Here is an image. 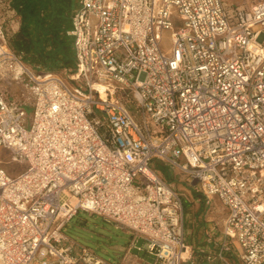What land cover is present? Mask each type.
I'll use <instances>...</instances> for the list:
<instances>
[{"label": "built area", "instance_id": "built-area-1", "mask_svg": "<svg viewBox=\"0 0 264 264\" xmlns=\"http://www.w3.org/2000/svg\"><path fill=\"white\" fill-rule=\"evenodd\" d=\"M15 22L0 13V78L28 93L0 89V148L26 166H0V264H113L63 234L80 211L188 264L181 194L154 161L226 207L223 249L264 264V0H78L66 77L11 51Z\"/></svg>", "mask_w": 264, "mask_h": 264}, {"label": "trees", "instance_id": "trees-1", "mask_svg": "<svg viewBox=\"0 0 264 264\" xmlns=\"http://www.w3.org/2000/svg\"><path fill=\"white\" fill-rule=\"evenodd\" d=\"M77 1L3 0L1 15L11 10L16 18L12 26H7L8 47L37 73H72L75 53L66 31Z\"/></svg>", "mask_w": 264, "mask_h": 264}, {"label": "crops", "instance_id": "crops-1", "mask_svg": "<svg viewBox=\"0 0 264 264\" xmlns=\"http://www.w3.org/2000/svg\"><path fill=\"white\" fill-rule=\"evenodd\" d=\"M166 181L181 194L183 202L182 229L186 245L184 252L186 263L241 264L240 250L236 241L228 240L229 248L227 250L222 248L223 223L227 209L220 200L212 197L206 202L205 197L196 192L188 184L186 177L176 170H172L171 179ZM176 183L183 186L177 187ZM132 240L133 237L121 258V263L154 264L152 255L145 250L135 248L136 245L142 244V239H134V246ZM132 250L134 253L131 252Z\"/></svg>", "mask_w": 264, "mask_h": 264}, {"label": "rangeland", "instance_id": "rangeland-1", "mask_svg": "<svg viewBox=\"0 0 264 264\" xmlns=\"http://www.w3.org/2000/svg\"><path fill=\"white\" fill-rule=\"evenodd\" d=\"M227 1L232 3L249 4L256 0ZM159 38L160 47L163 51L168 52L171 44L170 31H162ZM12 74L13 72L7 73V77H4V75L2 78H0V89L11 92L8 94L10 99H19L21 98L22 93L23 96L28 93V88L25 86L26 79L23 78L22 80H16ZM59 74L63 77H66L64 72ZM26 109L29 112L30 109ZM0 166L8 175H16L24 170L26 164L12 161L9 151L4 148H0ZM153 167L163 178L168 181L171 179L172 169L168 165L154 161ZM176 184L177 187L183 186L179 183ZM62 232L69 238V240L75 242L76 245L87 247L98 257L113 264H122L121 258L132 238V235L128 231L116 227L114 223L108 222L98 215L82 211L72 216L66 222ZM138 243L141 242L138 241ZM131 252L134 253L133 250Z\"/></svg>", "mask_w": 264, "mask_h": 264}]
</instances>
